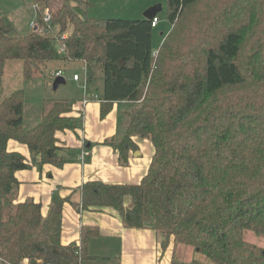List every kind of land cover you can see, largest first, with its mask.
<instances>
[{"label": "trees", "instance_id": "16d2710c", "mask_svg": "<svg viewBox=\"0 0 264 264\" xmlns=\"http://www.w3.org/2000/svg\"><path fill=\"white\" fill-rule=\"evenodd\" d=\"M31 2L38 6L36 27L25 35L0 17V73L13 59L21 60L26 79L42 74L49 61L80 60L88 90L100 68V116L114 102L128 103L123 135L102 144L117 152L120 165L138 149L134 137L153 148L139 183L85 181L79 207H111L126 228L156 230L162 250L172 238L212 264H263V252L243 232L264 235V0H167L170 29L156 55L154 27L144 17H90L87 0ZM45 9L55 35L72 27L64 53L42 19ZM73 103L51 100L40 120L26 125L23 90L0 99V264L90 258L86 249L97 226L81 225L77 243H61L68 198L54 196L45 216L33 199L13 202L17 170L68 161L55 133L81 124V116L69 115ZM11 139L26 145L30 157L8 150ZM170 264L206 263L173 258Z\"/></svg>", "mask_w": 264, "mask_h": 264}, {"label": "crops", "instance_id": "0c3cea01", "mask_svg": "<svg viewBox=\"0 0 264 264\" xmlns=\"http://www.w3.org/2000/svg\"><path fill=\"white\" fill-rule=\"evenodd\" d=\"M89 92L95 93L90 88L81 99L73 100L69 113L75 118L81 116V124L74 130L55 133L61 147L59 154L68 161L61 167L44 164L41 168L31 166L17 170L15 176L19 186L13 202L33 199L41 204V214L45 216L54 196L68 198L69 201L64 202L62 208L61 243H77L81 225L97 226L99 229V234L89 239L86 252L90 258L82 264H170L177 248H182L172 238L162 250L163 238L156 230L150 227L126 228L120 215L111 207H79V187L83 182L100 180L112 184H137L145 175L153 153V148L151 150L147 146V139L134 137L138 149L129 153L126 165H120L117 152L102 142L111 137L119 139L122 135L123 124L120 125V121L125 108L120 106H128V103H112L108 112L101 117L99 101L89 98L83 103ZM83 147L89 149V154L80 162L77 156ZM7 149L30 157L26 145L15 140L8 141ZM125 204H129L128 198Z\"/></svg>", "mask_w": 264, "mask_h": 264}, {"label": "rangeland", "instance_id": "374dc122", "mask_svg": "<svg viewBox=\"0 0 264 264\" xmlns=\"http://www.w3.org/2000/svg\"><path fill=\"white\" fill-rule=\"evenodd\" d=\"M87 3V15L90 17L123 19L142 18L146 9L159 4L161 8L156 13L158 23L156 27L152 29V48L155 51L160 44L162 36L167 34L170 29V24L167 20V0H87ZM79 7L83 8L84 2H80ZM0 17L5 18L13 26L17 34L25 35L31 30L30 23L35 21V10L31 0H0ZM71 30L72 27L68 26L64 33L69 35ZM57 69L61 70V76L64 78L65 82L59 84V86L54 89L53 81L56 77L52 75V72ZM73 72L82 75V61L70 59L52 60L48 62L47 68L42 74L31 79H26L22 75L21 60H9L5 63V68L2 73H0V99L9 95L14 90H23V114L27 117H25L24 120L31 121L30 118H33L36 124V122L40 120L42 112L50 107L51 100H79L82 98L83 94H85V90L82 88L81 84L72 80ZM102 76V70L100 68H95L94 80L91 84L93 92L102 90ZM120 107H124L126 110L128 106L121 104ZM124 118L125 116L123 114L120 125H124ZM147 146L152 150V146L148 141ZM243 236L247 242L259 248V250L263 252L264 257V235L256 234L252 230H245ZM179 245H181L180 247L182 248H177L175 259L184 262L195 259L206 264H212L209 262L210 260L205 253L198 252L191 246L185 244ZM22 264H25V262L23 261Z\"/></svg>", "mask_w": 264, "mask_h": 264}, {"label": "built area", "instance_id": "2783aa9c", "mask_svg": "<svg viewBox=\"0 0 264 264\" xmlns=\"http://www.w3.org/2000/svg\"><path fill=\"white\" fill-rule=\"evenodd\" d=\"M32 5H33V8L35 10V15H36V10H37L38 6L35 3H32ZM42 19L47 24L48 31L55 36L57 50L59 51V53H64L66 50L65 39L67 38L68 35L65 33H62L61 35H58V36L54 34L53 28L50 25L51 24V14H50L49 10H47V9L44 10ZM157 23H158V18L155 16L151 19V26L156 27ZM30 27H31V29L35 28L36 27V21H32L30 23ZM39 32L44 34L46 31H44L43 29H39ZM153 55H156V51L153 52ZM52 75H54L55 77H58V76L62 75V72L60 69H57V70H54L52 72ZM72 79L75 81H78L81 84L82 88L87 93V68H86V65L83 66L82 75H80L79 73H74L72 75ZM89 98L97 100V94L96 93L88 94V96L85 97V99L83 100V103L86 102L87 100H89ZM88 154H89V149L83 147L81 149L80 153L78 154L77 159L80 162H83L85 157ZM24 262H26V260H24Z\"/></svg>", "mask_w": 264, "mask_h": 264}, {"label": "water", "instance_id": "95a60500", "mask_svg": "<svg viewBox=\"0 0 264 264\" xmlns=\"http://www.w3.org/2000/svg\"><path fill=\"white\" fill-rule=\"evenodd\" d=\"M160 5H153L151 7H149L148 9H146L143 13V17L146 18L147 20H151L153 17L156 16L157 11L160 9ZM55 47L57 48V45H55ZM65 80L62 76H58L55 78V80L53 81V88H57L59 86V84L64 83ZM25 124H30L31 121L30 120H24Z\"/></svg>", "mask_w": 264, "mask_h": 264}]
</instances>
